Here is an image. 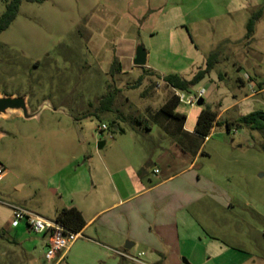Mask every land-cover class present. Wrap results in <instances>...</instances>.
Returning a JSON list of instances; mask_svg holds the SVG:
<instances>
[{
  "label": "rangeland",
  "instance_id": "374dc122",
  "mask_svg": "<svg viewBox=\"0 0 264 264\" xmlns=\"http://www.w3.org/2000/svg\"><path fill=\"white\" fill-rule=\"evenodd\" d=\"M12 1L0 0V18ZM20 5L0 33V95L28 97L30 112L40 113L0 118V164L6 171L0 181V264H27L39 237L23 222L11 225V206L53 220L69 204V191L74 200L85 199L73 190L90 185L94 172L101 178L94 195L109 197L104 164L119 149L133 165L142 158L157 163L166 152H187L189 145L173 137L161 114L176 94L164 77L191 79L215 52L210 74L191 93L180 91L187 96L204 88V105L179 102L175 111L186 117L189 133L205 107L217 112L199 172L218 179L237 201L244 232L239 242L256 264H264V131L239 122L264 111V0H22ZM138 45L148 52L145 67L133 64ZM109 94L115 102L102 111L101 100ZM102 124L108 127L101 139L106 145L98 150ZM114 161L125 165L122 157ZM92 252L79 264H107Z\"/></svg>",
  "mask_w": 264,
  "mask_h": 264
},
{
  "label": "crops",
  "instance_id": "0c3cea01",
  "mask_svg": "<svg viewBox=\"0 0 264 264\" xmlns=\"http://www.w3.org/2000/svg\"><path fill=\"white\" fill-rule=\"evenodd\" d=\"M165 120L173 137L189 145L187 152L175 151L174 156L166 152L157 163L142 158L133 165L119 149L113 158L122 157L125 165L113 158L104 164L110 179L106 200L94 195L100 188L99 172L91 174L90 185L78 184L73 190L85 199L78 202L69 191L64 207L77 208L87 225L58 264L65 260L79 264L89 249L107 264H256L252 252L239 242L244 232L243 219L235 213L237 201L218 179L199 172L205 166L199 161L210 135L202 139L194 130L189 133L184 125ZM37 236L27 264L47 263L48 238ZM142 252V263L119 254Z\"/></svg>",
  "mask_w": 264,
  "mask_h": 264
},
{
  "label": "trees",
  "instance_id": "16d2710c",
  "mask_svg": "<svg viewBox=\"0 0 264 264\" xmlns=\"http://www.w3.org/2000/svg\"><path fill=\"white\" fill-rule=\"evenodd\" d=\"M22 0H13L7 4L6 11L0 18V33L6 30L10 24L16 18L18 9ZM255 17L250 19L248 22V35H251L254 31ZM218 53H212L207 60L206 68L200 70L191 79H185L178 74H170L164 77V81L172 87L174 90L183 91L191 93V88L195 86L197 82L203 79L206 75L210 74V71L214 68L217 62ZM115 102V97L113 94H109L101 100V110L109 111L111 110ZM179 99L176 94L173 95L163 106L161 107L162 114L171 120L179 122V125L183 127L186 117L175 111V107L178 105ZM218 114L216 111L212 110L210 106H207L199 114L194 134L198 137L205 139L210 135L215 125H217ZM239 122L247 125L251 129L264 131V111L257 110L251 112L239 119ZM141 123V122H139ZM231 123L227 122V127L231 128ZM123 131V130H122ZM55 220L63 225L67 230L73 232H80L86 224L82 213L75 207L72 208H62L56 215Z\"/></svg>",
  "mask_w": 264,
  "mask_h": 264
},
{
  "label": "built area",
  "instance_id": "2783aa9c",
  "mask_svg": "<svg viewBox=\"0 0 264 264\" xmlns=\"http://www.w3.org/2000/svg\"><path fill=\"white\" fill-rule=\"evenodd\" d=\"M176 95L179 99V102L185 103L190 106H194L197 104L200 98H203L207 93L204 88L198 90L195 94H189L185 96L182 92L175 90ZM108 130V127L105 124H102L98 128V133L96 136L99 138V141L102 139V133ZM5 168L0 164V181L3 179L5 175ZM156 172H158L156 170ZM13 211V219L11 225L13 227H19L23 222L26 226L25 228L34 234L37 235H46L47 236V244L45 251V261L46 264H58V262L63 259L66 252L70 249V247L79 239L82 238L80 232H73L67 230L63 225L58 223L56 220L48 219L42 217L39 214L34 212L25 210L20 207L11 206ZM122 256H125L132 261L142 263L141 256L144 253H139L137 256H130L123 253H119Z\"/></svg>",
  "mask_w": 264,
  "mask_h": 264
},
{
  "label": "water",
  "instance_id": "95a60500",
  "mask_svg": "<svg viewBox=\"0 0 264 264\" xmlns=\"http://www.w3.org/2000/svg\"><path fill=\"white\" fill-rule=\"evenodd\" d=\"M135 58L133 59V64L137 67L147 66L148 52L145 50L143 45H138L135 51ZM28 97H16V96H3L0 95V118L8 117L10 113H18L22 115L25 119H31L39 116L40 111L30 112L27 103ZM205 103L203 98H200L197 102L198 106H203ZM3 133L0 131V137ZM106 141L101 140L97 144L98 150L104 148Z\"/></svg>",
  "mask_w": 264,
  "mask_h": 264
}]
</instances>
